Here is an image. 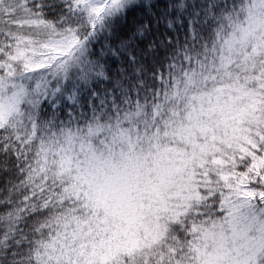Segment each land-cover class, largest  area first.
<instances>
[{
	"label": "snow or ice",
	"instance_id": "obj_1",
	"mask_svg": "<svg viewBox=\"0 0 264 264\" xmlns=\"http://www.w3.org/2000/svg\"><path fill=\"white\" fill-rule=\"evenodd\" d=\"M0 264H264V0H0Z\"/></svg>",
	"mask_w": 264,
	"mask_h": 264
}]
</instances>
